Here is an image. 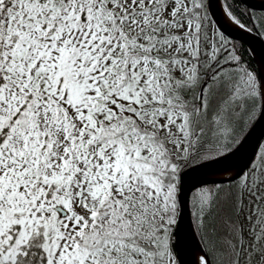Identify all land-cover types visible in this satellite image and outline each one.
I'll return each mask as SVG.
<instances>
[{
  "label": "snow or ice",
  "instance_id": "obj_1",
  "mask_svg": "<svg viewBox=\"0 0 264 264\" xmlns=\"http://www.w3.org/2000/svg\"><path fill=\"white\" fill-rule=\"evenodd\" d=\"M247 52L209 0H0V264H264V138L186 179L264 116Z\"/></svg>",
  "mask_w": 264,
  "mask_h": 264
},
{
  "label": "water",
  "instance_id": "obj_2",
  "mask_svg": "<svg viewBox=\"0 0 264 264\" xmlns=\"http://www.w3.org/2000/svg\"><path fill=\"white\" fill-rule=\"evenodd\" d=\"M243 5H246L249 9L256 8L257 10L264 8V1L260 0H239ZM210 11L213 13V18L217 21L218 26L221 30L225 31L227 34L232 36L237 41L243 43L248 49H253L251 55L258 62L264 61V42H262L258 37H254L253 34H248L244 30L239 29L237 26L230 24L226 18L223 16L222 11L219 7V0H209ZM259 138H264V116H262L257 123L252 127L248 133L246 139L231 156L219 160L212 164H207L201 169H196L187 174L186 179L190 182L193 178H198L204 181H214L220 182L221 178L213 177L219 174V170L233 163L240 164L243 163L244 159L251 156L254 147L256 146ZM188 219L190 220V215L188 216L187 210L185 209L182 220L180 232L186 230L188 225ZM190 259V258H189Z\"/></svg>",
  "mask_w": 264,
  "mask_h": 264
},
{
  "label": "trees",
  "instance_id": "obj_3",
  "mask_svg": "<svg viewBox=\"0 0 264 264\" xmlns=\"http://www.w3.org/2000/svg\"><path fill=\"white\" fill-rule=\"evenodd\" d=\"M236 3L241 7H245V5H243L239 0H236ZM244 45V44H243ZM244 48L248 49L245 45H244ZM247 57L249 58V60L252 62V63H255L256 61L253 59V56L251 55L250 52H247L246 53Z\"/></svg>",
  "mask_w": 264,
  "mask_h": 264
},
{
  "label": "bare ground",
  "instance_id": "obj_4",
  "mask_svg": "<svg viewBox=\"0 0 264 264\" xmlns=\"http://www.w3.org/2000/svg\"><path fill=\"white\" fill-rule=\"evenodd\" d=\"M260 1H264V0H260ZM213 177H218V178H221L219 174L213 176Z\"/></svg>",
  "mask_w": 264,
  "mask_h": 264
}]
</instances>
